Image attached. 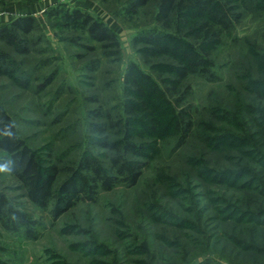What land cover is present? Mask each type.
I'll return each instance as SVG.
<instances>
[{
	"label": "rangeland",
	"instance_id": "obj_1",
	"mask_svg": "<svg viewBox=\"0 0 264 264\" xmlns=\"http://www.w3.org/2000/svg\"><path fill=\"white\" fill-rule=\"evenodd\" d=\"M127 2L0 0V24L21 14L38 21L25 53L0 40L10 62L0 64V105L44 168L73 166L87 153L108 165L91 123L110 114L121 122L111 137L122 136V73L129 61L158 81L171 75L145 63L132 45L136 33L162 28L157 0L136 15ZM235 2L240 20L208 58L214 79L191 73L182 106L168 95L170 103L154 107L157 130L133 134L147 144L132 155L145 163L136 185L101 191L96 201H80L55 218V200L46 207L34 202L25 181L2 164L0 148V192L29 218L14 230L0 222V264H264V0ZM68 7L116 32L120 56L108 55L114 49L66 16ZM92 59L100 60L96 71L87 66ZM186 104L195 127L179 143L171 119ZM97 108L102 117L90 112ZM66 176H58L55 190Z\"/></svg>",
	"mask_w": 264,
	"mask_h": 264
},
{
	"label": "trees",
	"instance_id": "obj_2",
	"mask_svg": "<svg viewBox=\"0 0 264 264\" xmlns=\"http://www.w3.org/2000/svg\"><path fill=\"white\" fill-rule=\"evenodd\" d=\"M235 1L157 0L155 21L162 28L136 33L132 38V45L141 53L145 63H150L153 69H169L172 76L160 75L158 81L136 61L128 62L122 73V106L126 114L122 136L111 137L110 130L116 128V125L120 126L121 122L114 120L110 114H106L107 121L91 123V130L96 134V145L106 149L109 154L108 165L87 153L73 166L52 163L44 168L19 135L11 116L0 105V148L6 153L2 164L25 181L34 202L46 207L55 200L52 210L55 218L80 201H96L101 191L112 190L119 184L136 185L143 175L145 163L132 158V155L142 153L147 144L133 139V134L140 137L146 132L153 134L157 130L154 107L155 104L161 107L170 103L168 95L175 100L177 106H182V100L191 90L189 83L182 89L183 82L191 73H200L214 79V72L208 67V58H211L214 49L222 42L223 33L231 30L240 20V7ZM150 2L151 0H128L126 9L136 15ZM55 11L51 9L49 13L56 14ZM66 14L73 22L84 26L93 41L104 48L114 49L108 55L120 56L118 35L107 24L79 8L68 7ZM37 26L38 21L34 15H18L0 24V40L25 53L30 41L27 37ZM187 56L191 58L188 61L185 59ZM175 58L179 61L178 64L167 62ZM7 63H10L8 56L0 50V64ZM87 66L96 71L99 69L100 60L92 59ZM51 79L47 77L46 83ZM191 108V104H186L178 110L173 109L171 123L179 134V143H183L195 127ZM90 112L94 117L103 115L101 108ZM260 123L264 126V118L260 119ZM133 125H140L141 130H133ZM62 172H67V176L55 190L54 185ZM28 221L29 218L0 192L2 225L8 230H14L27 227ZM28 235L31 232L28 231Z\"/></svg>",
	"mask_w": 264,
	"mask_h": 264
},
{
	"label": "built area",
	"instance_id": "obj_3",
	"mask_svg": "<svg viewBox=\"0 0 264 264\" xmlns=\"http://www.w3.org/2000/svg\"><path fill=\"white\" fill-rule=\"evenodd\" d=\"M57 1H59V2H64V1H67V0H57Z\"/></svg>",
	"mask_w": 264,
	"mask_h": 264
}]
</instances>
